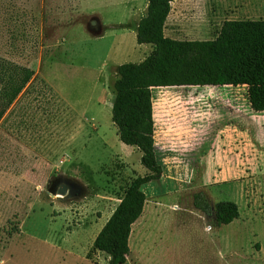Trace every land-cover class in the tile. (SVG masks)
Listing matches in <instances>:
<instances>
[{
  "label": "rangeland",
  "instance_id": "374dc122",
  "mask_svg": "<svg viewBox=\"0 0 264 264\" xmlns=\"http://www.w3.org/2000/svg\"><path fill=\"white\" fill-rule=\"evenodd\" d=\"M180 1L167 24L179 39L264 19V0ZM147 3L0 0V93L20 68L34 71L8 107L0 101V264H108L92 242L148 172L111 121L117 66L152 48L136 42ZM152 107L162 173L142 186L124 264H264V113L246 87L154 88ZM222 200L239 216L217 226L199 206Z\"/></svg>",
  "mask_w": 264,
  "mask_h": 264
},
{
  "label": "trees",
  "instance_id": "16d2710c",
  "mask_svg": "<svg viewBox=\"0 0 264 264\" xmlns=\"http://www.w3.org/2000/svg\"><path fill=\"white\" fill-rule=\"evenodd\" d=\"M171 1L148 0L135 33L136 42L150 44L151 51L140 62L122 63L116 70L111 121L119 140L141 152L140 163L148 172L131 181L92 242L109 257L108 264L126 262L131 227L142 214L146 200L142 186L159 179L162 173L154 146V88L245 86L249 108L264 113V19L224 20L212 39H175L164 34ZM16 74L17 78H9L0 93L6 107L34 71L22 67ZM199 207L213 215L217 226L239 216L237 205L228 200Z\"/></svg>",
  "mask_w": 264,
  "mask_h": 264
},
{
  "label": "crops",
  "instance_id": "0c3cea01",
  "mask_svg": "<svg viewBox=\"0 0 264 264\" xmlns=\"http://www.w3.org/2000/svg\"><path fill=\"white\" fill-rule=\"evenodd\" d=\"M172 7H173V8H172ZM184 8H187V6L184 5L183 3H181V1L179 0L177 4L171 6V9H170V10L173 11V9H176L177 11H181V10H183ZM169 15H170V12H169L168 17H167L166 22H165L164 34H165L166 36H168V37L175 38V39H179V38H176L175 36H171V35L169 34V32H168L169 30L167 29V24H168ZM178 24H179V19L176 18V19L173 21L172 26L170 27L171 34H173V35H177V33H178V29H179ZM180 39H181V38H180ZM209 87H211V86H209ZM214 87H217V86H214Z\"/></svg>",
  "mask_w": 264,
  "mask_h": 264
},
{
  "label": "water",
  "instance_id": "95a60500",
  "mask_svg": "<svg viewBox=\"0 0 264 264\" xmlns=\"http://www.w3.org/2000/svg\"><path fill=\"white\" fill-rule=\"evenodd\" d=\"M64 190H65V188L62 186V187L60 188V191H61V192H64Z\"/></svg>",
  "mask_w": 264,
  "mask_h": 264
}]
</instances>
